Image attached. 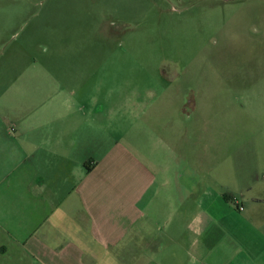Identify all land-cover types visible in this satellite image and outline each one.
Segmentation results:
<instances>
[{
	"label": "rangeland",
	"instance_id": "1",
	"mask_svg": "<svg viewBox=\"0 0 264 264\" xmlns=\"http://www.w3.org/2000/svg\"><path fill=\"white\" fill-rule=\"evenodd\" d=\"M61 88L185 181H264V0H0V112Z\"/></svg>",
	"mask_w": 264,
	"mask_h": 264
},
{
	"label": "crops",
	"instance_id": "2",
	"mask_svg": "<svg viewBox=\"0 0 264 264\" xmlns=\"http://www.w3.org/2000/svg\"><path fill=\"white\" fill-rule=\"evenodd\" d=\"M60 91L0 112V264H264V181H185Z\"/></svg>",
	"mask_w": 264,
	"mask_h": 264
}]
</instances>
